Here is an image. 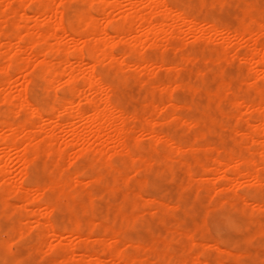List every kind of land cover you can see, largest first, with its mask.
Returning a JSON list of instances; mask_svg holds the SVG:
<instances>
[{
	"label": "rangeland",
	"instance_id": "rangeland-1",
	"mask_svg": "<svg viewBox=\"0 0 264 264\" xmlns=\"http://www.w3.org/2000/svg\"><path fill=\"white\" fill-rule=\"evenodd\" d=\"M36 1L40 2L41 0ZM59 1L60 0H53L51 2H54L53 5L56 6L55 3L59 4ZM82 1L83 0H81L80 2ZM33 2H35V0L31 1L30 3L27 2L25 6H23L24 3L22 2V6L25 9L29 10L31 4L34 5ZM88 2L89 1L84 4L86 14L88 11H90L88 13H92L93 15L95 14L94 16L97 15V17L100 19V21H98L100 28L102 26L105 27V30L108 33L110 32L111 34L114 32V28H117V30L119 29L124 33L123 43H115V45H112V50H114V54L117 53L119 55V58L123 60L124 63H130L131 65L129 64V66L127 64L128 66H126V69L124 68L125 70H122L124 72L121 73L120 70V72L116 71L112 67V65H109V62L105 61L104 64H102L99 72L100 77L103 76L102 78H104L106 76L104 82L108 84L104 85V89L93 90V92H90L91 90H89V88L85 86L86 80L82 76H79V79H76L77 81L75 80L70 83L67 81L68 77L63 74L62 70L64 69V67H61V65H66L59 64L57 62V58H54L56 56L55 52L49 53L48 55L50 57L47 55V57H49L52 62L55 63V65L53 66L54 68L52 67L48 69V67H44V69H47L46 71L43 69H38L36 65L34 66V64L37 63L36 60H34L32 64H29V66L26 68V70H30L29 72L27 71L26 74V70H23V72L21 71L22 73H24L22 74L17 70V68L15 69V67H9L8 72H10L12 75L11 82L13 84L4 87L7 88L5 90L8 91V93L9 91H12L16 94L18 88H20L21 86V82L22 84L24 82V85L27 84L28 90L26 96L29 101H31L40 109L42 116H35L32 119L29 118L26 120L23 116L22 119L18 114L16 115L14 113L12 115L9 112L7 105L4 102L1 103L3 95L7 93L6 91L4 92V88L1 89V87L0 90H2V92H0V118H10L9 120H11L14 125L16 124V122H18V120L25 121V123L29 125H27L28 128L33 129L36 134H38L37 131L39 130L37 129L39 126L46 125V128L44 129L45 131L41 130L43 132L38 134V136L40 135L38 137V140L42 141L44 134L48 132H55L58 143H61L58 144L56 142L55 147L50 153L47 151V147H44L46 143L42 142L44 145L39 144L38 149L40 150V153H38V157L31 164L27 165L26 169L23 165V162L19 159V157H17L18 153L20 152L19 149H8L0 143V155H2L3 160L6 163V170L8 172V179H6L11 180L10 178H12V180H14L17 185L22 181L21 183H23L24 186H30L31 189L34 185V187H36L37 184H45L47 183L46 181H50L51 179L63 180V177L66 176V178L70 180V183L68 181L66 183L69 185L65 184V190L67 192H64L65 194L62 196L63 198H56L58 193L53 189L47 190L45 195L42 194L46 199L42 197V195L37 196V194L36 196L38 197V202L36 201V203L33 204L32 201L28 206V210L31 205L33 207L32 212L28 211L31 214H27L28 212L22 205L23 194L21 192L23 191H15V188H10L8 184L0 183V198L3 196V194L6 193L5 197H2L3 200L2 198L0 199V264H110L111 261L101 251L103 246L106 245L114 247V251L116 250L119 252H130L131 254L139 253V255H141L142 257L145 255L147 256L145 258H149V260L151 259L153 261L152 264H264V229H261V227L264 228V182L262 183V186L261 184L259 186V182L257 181L258 178L264 180V178H260L261 176L259 175H264V167H262L261 169L259 167L262 166L260 164L261 162L259 161L264 155L260 153L261 151L262 153H264V145L261 144L262 142L258 138L254 139H258L261 143L255 141L250 137H244L242 135L244 134V132H246V130H252L255 123L258 124L259 119H264V113L262 112V110L260 111L256 109V111H252V107L247 106L252 102L254 103V100L256 101L258 99L259 94L256 93V91L258 92L257 89H264V66H257L256 63H253V60V62L250 61L249 63L243 59V55H245L246 51H248L249 42H251L253 39H250L248 41L249 38L245 37V41L248 43V46L247 43L244 42L243 36H241V39H239V33L241 29L242 32L243 30H252V28H254V31L252 30L253 37L257 38V45L259 47H262V50L264 51V0H228L226 3L218 2L219 4L215 1L207 0L206 5L204 6L200 4L198 5L196 0H167L168 6L170 5V11L185 12L184 9L188 8L187 11L189 10V14L185 12L187 13L188 17L195 18L198 22L201 23H198V27H193L191 26V24H189L193 28L188 26L190 27L188 29V27L181 21L178 22L179 24L176 23L178 24L177 26L176 24H173L172 21L168 20V24L165 27L167 32L171 31L168 29H171L173 25L174 27L175 25L177 26L174 28V30L176 31L179 29L178 32L176 31V34L174 35L175 37L173 36V38H169V40H165L168 39V37L166 38L162 35L163 38L159 40V45H156V47L152 46L143 49L145 51L141 52L143 53L141 55H144L146 59L148 58V61L151 59L150 61H152L153 63L151 62L152 65L148 66L149 69L148 67H145L144 69L140 68L138 70H134L138 67L132 66V64L135 63L134 61H137L139 58V55L136 54L140 53H136L133 55L129 54L127 44L128 41L127 43L124 42L126 40H130L131 35L128 36L126 34L128 36L127 37L125 35V31L127 33V31L130 30L131 33L136 34L137 32L146 30L145 28H147V25L144 24V27L143 25L140 26L138 24L137 26V24L135 23L124 21V19L122 20L121 15L115 12H119V10L122 8V11L120 10L122 13L120 12V14H123L126 10H128V3L126 0H120L121 8L119 10L108 7L105 15L99 13L101 12V7L99 9V12L97 11V7H99L98 4H90L89 2L88 6ZM212 3L216 4L214 5ZM35 6L36 5H34L32 8H35ZM3 8L4 6L2 7V5H0V9ZM92 9H95V11H93ZM16 15L17 16H15V18H18V14ZM108 17H113V19H115L113 20V22H109L106 21ZM155 17L153 18L154 20L157 18ZM41 18L42 17L36 18V20H38L35 22L39 23L41 21ZM69 20L70 17H64L63 24L66 28H68L69 26ZM35 22L34 20L27 22L29 29L36 26ZM43 22L41 21L40 24ZM170 22L172 26L170 25ZM180 22L182 24H180ZM259 22H261L260 25ZM1 24L3 23H0V28ZM75 24H78L79 26V23ZM52 25V22L48 24L49 27H51ZM81 25L83 26V24L80 23L79 27H81L82 29ZM48 26L44 25L42 27L44 29H49ZM196 28H199L200 30L198 29L197 31ZM24 29H26V27H24ZM136 30L137 32L134 33ZM192 32L194 33V35H192ZM141 33L143 32H140V34ZM197 34H204V41L197 40V38L200 36L198 35L197 37ZM237 34L239 35L238 37ZM63 35L66 36V34ZM61 38L60 39L62 43H60V46L62 48L63 46L65 47L67 45L70 48L69 49L66 46L65 48L67 50L65 48L63 49L66 50L64 51V53L66 52L65 54L67 55V57L71 59L72 55L70 53L75 51L74 42L76 44L79 43L80 45L81 40H79L78 42L72 40V42L69 40L71 38ZM66 39L68 41L67 43ZM223 42L229 46L228 47L225 44L228 47L227 50L229 52L228 57H226L225 59L221 58L219 55V53L222 52V49L219 48V46L221 45V43L224 44ZM252 43L253 41L250 44ZM63 49H60V51H62V56L64 54ZM81 52L83 57L87 59L89 56L88 48L82 46ZM0 54V65H7L8 59L6 58L7 55L3 46L0 47ZM213 56L216 58V60ZM217 57L220 58V62ZM49 58L48 60L51 61ZM221 59H223L222 62ZM18 60L19 62L28 61V53L25 52L23 54H20ZM160 63L164 65H160ZM84 65L85 67H87L86 64ZM173 65L177 67V70ZM85 67L83 65H76V68H78L77 70L79 71V73L78 71L77 73L81 75V72ZM249 68L255 69L256 72L253 73ZM53 70L58 74H56L55 72H50H53ZM115 71L117 73H115ZM48 73H51L52 75L55 74L56 80H54L50 84L51 88L48 87L50 90L45 86L44 90L42 81L43 78H45V75H49ZM40 74H44V77H42L43 75L40 77ZM24 75L26 76L25 78L27 80H29L32 75L37 76L35 77V80L33 82L23 79ZM14 76L15 78H17L13 79ZM250 77H252L253 79H250ZM140 78L143 79V81ZM2 79H5V77L3 78V76L0 75V82L2 81ZM152 79L156 82H154ZM222 79L226 80H223L224 82L228 84L230 83V87L229 85L227 86L226 90L228 91H224L225 93H218L216 92V88L218 85V81ZM168 80L171 81V83H169ZM179 81L180 85L182 82L184 84L182 83V86H180ZM40 82L42 83V85ZM157 82L169 83L170 87H167L165 89H159V87H157L152 91V85L155 83L158 84ZM175 83H177L176 86H173L175 85ZM69 84L71 87H75L73 85H76L75 88L79 87L78 89H80V91L78 92H80L81 95L76 94V97H79H74V100L75 104L80 105V107L82 108H85L87 110H91L93 108L86 103V97L93 96L94 98H96L102 97V95L104 97V95L106 96V93H108L111 103L113 105H116L118 108L120 107L119 109L121 111H124L123 119L126 120L124 121L125 125L130 126V128L128 127L130 133L126 139L127 143L124 152H120L119 147L112 145L113 143L110 141L108 143L105 142L106 144H103L105 149H107L105 152L110 153L106 154L105 152L101 153L100 151H96L95 148L101 147L102 145L94 143V140H92V136L87 132L86 138L81 145L82 148L85 146L89 147V142H91V147H89V149L80 148L81 145L79 142L77 143L75 141L71 130L79 126V130H82L83 128V130L85 129L86 131V120H78V118H72V121L69 123L70 125H61V123L58 122V119H60L58 117L59 113L56 114V118L54 119L56 121L52 120V122H49L45 118L46 103L54 99L57 93L59 95L57 94L56 97H69L70 92L72 91V88L70 89ZM39 85H41V87ZM171 86L173 87V89ZM33 87L35 88V90L33 89ZM170 88L172 89V91H170ZM166 89H170V92ZM48 90L52 91L49 92ZM55 91L57 92L56 94ZM14 98L15 97L12 98V103L15 101V106L14 104L13 106L17 107V99ZM236 101H239V103L237 104ZM171 105H175L174 107H176L175 112L178 117L175 119L168 118L167 108H173ZM43 108L45 109V111ZM164 110H166V112H164ZM258 111H260V113ZM8 113H10V115ZM148 120H150L152 123H146L148 122ZM44 121L47 124H45ZM156 122L157 124H155ZM148 124L156 128L154 130L159 137L150 135L147 128L148 126H151ZM2 131L3 130L0 127L1 134H3ZM3 132H5V134H7V132L9 133V131ZM164 134L168 137L164 138ZM89 135L91 137H89ZM158 138H160V140ZM169 138H173L171 139L172 144ZM18 140L20 141L22 139ZM40 141L39 143H41ZM173 141L176 145L179 144L180 148L174 147ZM72 142L74 144L72 145V147L67 149L68 154H66L67 150L64 149L65 144H71ZM192 143L194 145L191 146ZM194 146H197L198 148ZM61 147L65 150V152L63 151L65 154L63 153L59 155L58 150ZM112 147L116 148L112 149ZM193 148H196V151ZM81 150L82 152H85L80 153ZM31 152L32 151L30 149V154H33ZM133 153L139 154L134 155ZM142 153L144 155L146 154L147 157L151 156L152 164L150 166H145L143 163L137 161L136 158ZM228 153L230 154L228 155ZM98 154L100 155L98 156ZM108 155L109 158L107 160ZM225 155H227L228 157L226 156L225 158ZM242 155L245 157H242ZM212 156L214 158L217 157V160H221L222 158L221 161L229 159L230 156H237L236 158L238 159H241V157L244 159L248 156H252L254 160L258 161L257 163L259 164V166L256 161L254 163L251 162L252 164H250L249 162L245 161L246 159H244L241 164L242 166L240 165L239 167L240 169H243V167L245 166L244 170L247 171L249 170V168H252V171L250 170L249 172L253 173L254 175H257L256 173H258V177H251L253 178V180L250 178V176H245V178L243 177L244 175L239 176L237 175V172L233 170V168H230V171L233 170V172H227V174L228 176L231 175V179L228 180L229 183H225L226 185L223 184V186H221L222 176L220 174L224 171V169H222L224 168V165L222 166L220 160L219 162H216V160H214ZM64 160L66 161V166H64L65 163L63 164ZM57 161L60 163L58 164ZM196 161L198 163L205 162V169L208 167H213L214 172L212 173V168L211 170L210 168L202 170L203 168L198 163H196ZM55 163H57V166ZM246 163L249 164L246 165ZM255 163L257 165H255ZM213 164H216L215 167ZM59 167H65L64 171L60 172L63 169H60ZM135 167L137 170H135ZM118 169H120L121 176H118ZM217 169L221 172L218 171L217 173H215V170ZM258 169L260 172L258 171ZM24 170L27 172H25ZM209 170L211 171L210 173ZM255 170H257L256 173ZM74 171H77V173H75ZM97 173L101 175L103 174L102 177L98 179ZM234 174L236 176H234ZM74 176L79 179V181H75L76 178ZM247 177L249 179H247ZM115 181L118 184L117 187ZM231 183L233 185V188L236 187L234 189L237 191L236 193H238V196L234 198L233 205H231L229 202V199L231 198L230 196L233 195V190H231ZM226 186H229L230 189H227ZM8 187L9 190L12 189L11 191L13 192H10L8 190ZM32 193L33 196L34 194H36L33 191ZM239 194L244 195V197L242 195L239 196ZM4 198L5 201H8L9 204L7 202L3 203ZM42 198H44L46 201L44 207L47 205H51L50 207H53L52 204L55 205L50 209L51 211L49 210V206L46 207L49 210L48 212H46V208L43 209L42 207V209H39L45 202L44 199L42 200ZM49 200L52 204L47 203ZM257 202L258 204H255ZM37 203L41 206H37ZM73 203L75 205V208L74 206L72 208L70 207L71 205H73ZM144 203H146L148 206L144 205ZM226 203L227 205H225ZM260 203H263L262 207L259 206L261 205ZM141 204H143V206ZM33 205L39 207L37 208L38 212L37 210L36 212H33L35 208ZM15 206H17V209L13 208ZM44 210L46 214L48 213V216L44 213ZM76 211L78 214H80L79 217L85 215V218L88 217V223L86 224L89 227L93 226V224H90V222L95 223L92 219H94L97 224L100 221L98 226H93L92 229L90 228V231L94 229L95 231H92V234L90 235V238L88 240L93 247L99 249V254L97 253V255L100 256L99 258L101 259L97 258V260L96 257H94L90 258V261L89 258L84 256V250L82 248L80 249L78 245H76L78 246L77 248L75 246V244H78V240L81 242V240L78 238L79 235L76 233L74 234V232L70 233V231H64V228L67 226L69 220L74 218L76 215L78 217ZM24 213H26V215ZM121 213H125L128 217L123 218ZM72 214H74L75 216ZM136 214L137 216H135V218H132L133 215ZM49 220H51L52 225L49 224ZM48 224L53 226V228L55 229L53 230ZM86 224H83L82 234H85L89 231V227H87ZM106 224H109L116 231L118 228L122 229V231L119 229V231L121 232L117 233L112 229L114 231V233L112 234L113 236L109 237L111 235V232L109 233V236L107 235V233L105 234L106 230L103 226ZM87 229L88 231H85ZM110 238L111 240H108ZM152 239H156V241L153 240V243H155L157 247L156 251H154L150 247H147L152 244ZM89 241H87L86 239L85 244L82 243V246L84 247V245L90 244ZM137 242L144 244L145 249L142 248L143 252H141L142 249L137 251L136 248H134V245H132ZM212 242H214L215 244ZM73 245L75 246V248ZM166 246L168 249L167 255H169V257L166 255L165 258L167 260L165 258L164 260H162L160 255H157L160 254L158 251L162 249L158 248H164ZM217 247H219L221 250L218 251ZM146 248H150L151 251L147 250ZM223 250L225 252H223ZM231 251H234V253H232ZM151 253L153 255H151ZM183 259L185 260V262Z\"/></svg>",
	"mask_w": 264,
	"mask_h": 264
},
{
	"label": "bare ground",
	"instance_id": "bare-ground-1",
	"mask_svg": "<svg viewBox=\"0 0 264 264\" xmlns=\"http://www.w3.org/2000/svg\"><path fill=\"white\" fill-rule=\"evenodd\" d=\"M31 1H34V0H0V5H2V7L4 6V8L3 9H0V23H3V24H1V28H0V47H4L5 48V53H6V55H7V57L6 56H4V57H6L8 60V63L7 62H5V63H7V65L6 64H3L2 66L0 65V75L1 76H3V78L5 77V79H2V81L0 82V88L1 89H3L4 87H6L7 85H12L13 83L11 82V80H12V75H11V73L10 72H8V69H9V67H15V69L17 68V70L18 71H20V73H22L23 72V70L25 71L26 70V68L29 66V64H32V62L34 61V60H36V64H34V66L36 65V67L38 68V69H43V70H47V69H44V67H48V69L49 68H52L54 65H55V63L54 62H52V60L49 58L50 56L48 55L49 53H52V52H55L56 53V56L54 57V58H57V62L59 63V64H63V65H66V66H62L61 65V67H64V69H62L63 70V74H65L68 78V82L70 83V82H73V81H75L79 76H82L85 80H86V82H85V86L86 87H88L89 88V90H91L90 92H93V90H97V89H104V85L106 84V82H104V79H105V77L104 78H102V77H100V72H99V70H100V68L102 67V64H104V62L106 61V62H109L110 64L109 65H112V67L116 70V71H121V73L122 72H124V71H122V70H125L126 68V66H128L129 64L128 63H124V61L123 60H121L120 58H119V55L117 54H114V50H112V45H115V43H120L121 44V42L123 43V37H124V33L122 32V31H120L119 29L117 30V28L115 29L114 28V32L111 34L110 32L108 33L106 30H105V27H103L102 25V27L100 28V25H99V22L98 21H100V19L97 17V15L96 16H94L92 13H88V12H90V11H88L87 12V14H86V11H85V7H84V4L87 2V1H89L90 2V4L91 3H94V4H98V6L99 7H97V6H95V7H97V11L99 12V9H100V7H101V12H99V13H101L102 15H105L106 14V11H107V9H108V7L109 8H112V9H120L121 8V2H120V0H83L82 2H80L81 0H60L59 1V4H56L55 3V5L56 6H54L53 5V3L51 2V1H53V0H41L40 2L38 1H36L35 0V2H33V4L34 5H36L35 6V8H32L34 5H32L31 4V7H29V10H27V9H25L23 6H25V4H27V2H31ZM125 1V0H124ZM127 1V6H128V10H126L123 14H120V12L122 11V8L119 10V12L118 11H115V12H117V13H119V15H121V17H122V20L124 19V21H128V22H132V23H135V24H137V26H138V24L141 26V25H143L144 26V24H146L147 25V28H145L146 30H142V31H140V32H143V33H141L140 34V32H137V30L134 32V33H136V34H133V33H131V31L130 30H128L127 31V33H126V31H125V35L127 34L128 36H130L131 35V39L130 40H124L125 42L124 43H127V41H128V51H129V54H136V53H140V54H136V55H139L138 57V60L137 61H134L135 63H133L132 64V66H137L138 68H136V69H134V70H138V69H140V68H145V67H148L149 65H152V61H148V58L146 59L145 57H144V55H141V54H143V53H141V52H143V51H145V50H143V49H145L146 47H152V46H155L156 47V45H159L160 44V39L161 38H163V36H165L166 38L168 37V39H165V40H169V38H173V36L176 34V31L178 32V30H174V28L175 27H177L178 26V22L179 21H181L183 24H185L187 27L188 26H190L189 24H191V26H196V27H198L199 25H198V23H201V22H198L197 21V19H195V18H190V17H188V15H187V13L189 12V10L187 11V9L185 8L184 10H185V12H187V13H185V12H175V11H170V9H169V6H168V4H167V0H126ZM192 1V0H191ZM197 1V3H198V5L200 4V5H202V6H204V5H206V3H207V0H196ZM212 1H215V2H219V3H226L228 0H212ZM22 2L24 3V5L22 6ZM26 2V3H25ZM89 2H88V6H89ZM173 2V1H172ZM178 3V2H177ZM185 3V2H184ZM218 3V4H219ZM125 4H126V2H125ZM124 4V5H125ZM212 4H216V3H212ZM242 4V3H241ZM187 5V4H186ZM245 5V4H244ZM31 8V9H30ZM39 8V9H38ZM141 8H146V9H141ZM191 8V7H190ZM93 11H95V9H92ZM111 10V9H110ZM97 12V13H98ZM122 13V12H121ZM201 13V12H200ZM16 14H18V18H15V16H17ZM89 14V15H88ZM100 14V15H101ZM189 14V13H188ZM247 14V13H246ZM118 15V16H119ZM65 16H68V17H70V20H69V26H68V28H66L65 26H64V24H63V21H64V17ZM157 18H156V17ZM38 17H42L43 18V20H42V18H41V21L43 22V23H41L40 24V22L38 23V22H35V21H37L36 20V18H38ZM102 17V16H101ZM100 17V18H101ZM156 18L155 20L153 19V18ZM35 18V19H34ZM196 18H197V15H196ZM246 18V17H245ZM249 18V17H248ZM253 18V17H252ZM102 19V18H101ZM104 19V18H103ZM115 19V18H114ZM113 17L112 18H110V17H108L107 19H106V21H109V22H113ZM34 20V22L36 23L35 25L36 26H34V27H31V29H29V26H28V24H27V22L28 21H33ZM105 20V19H104ZM168 20L169 21H172L173 22V24H176V23H178V24H176L175 25V27H174V25H173V27H171V29H168V30H171L170 32H169V34H168V32H167V30H166V25L168 24L167 22H168ZM246 20H248V19H246ZM252 20V19H251ZM255 20V19H254ZM253 20V21H254ZM12 21H15V22H12ZM120 21V20H119ZM155 21V22H154ZM201 21V20H200ZM250 21V20H249ZM259 21V20H258ZM53 23V25L51 26V27H49L48 26V24L49 23ZM72 22H74V23H72ZM121 22V21H120ZM180 22V24H182ZM15 25H14V24ZM75 23H79V26H80V23H82L83 24V26H82V29H81V27H79L78 26V24H75ZM246 23V22H245ZM260 23L261 22H259V25H260ZM74 26H73V25ZM44 26V25H47L48 27H49V29H44L42 26ZM75 25H77V26H75ZM134 25V24H133ZM170 25H171V22H170ZM201 25V24H200ZM213 25V24H212ZM114 26V25H113ZM132 26V25H131ZM136 26V27H137ZM172 26V25H171ZM190 26V27H191ZM263 26V25H262ZM24 27H26V29H24ZM111 27V26H110ZM120 27V26H119ZM135 27V28H136ZM145 27V26H144ZM190 27H188V29L190 28ZM193 27H191V28H193ZM202 27V26H201ZM217 28V27H216ZM215 28V29H216ZM247 28H249V27H247ZM112 29V28H111ZM138 29V28H137ZM199 29V28H198ZM198 29L196 28V30L198 31ZM209 29H210V27H209ZM214 29V30H215ZM254 28H252V30H253ZM191 30V29H190ZM200 30V29H199ZM203 30H205V29H203ZM228 30V29H227ZM240 30V29H239ZM242 30V29H241ZM241 30H240V38L239 39H241V36H243L244 37V42H246L245 41V37L246 38H249L248 39V41L251 39H253L252 41H253V43L252 44H250L251 42H249V46H248V43H247V46H248V51H246V54L245 55H243V54H241V55H243V59L246 61V62H249L250 63V61H252L254 64L256 63V65L258 66V65H263L264 66V51L262 50V47H259L258 45H257V42H256V37H253V31L252 30H248V29H246V30H243L242 32H241ZM264 30V29H263ZM263 30H261V31H263ZM130 31V32H129ZM217 31H218V29H217ZM223 31V30H222ZM238 31V30H237ZM129 32V33H128ZM187 32H188V30H187ZM205 32V31H204ZM215 32V31H214ZM228 32V31H227ZM236 32V31H235ZM138 33H139V35H138ZM193 33V32H192ZM202 33V32H201ZM206 33V32H205ZM238 33V32H237ZM263 33V32H262ZM63 34H66V36L65 35H63ZM165 34V35H164ZM210 34V33H209ZM215 34H217V33H215ZM236 34V33H235ZM63 35V36H62ZM126 35V36H127ZM163 35V36H162ZM167 35V36H166ZM192 35H194V33L192 34ZM198 35H200V34H197L196 36L198 37ZM202 35V34H201ZM199 36L198 38H197V40H203V39H205V36ZM207 35V34H206ZM214 35V34H213ZM218 35H220V34H218ZM217 35V36H218ZM222 35V34H221ZM225 35V34H224ZM234 35V34H233ZM127 36V37H128ZM162 36V37H161ZM189 36V35H188ZM211 36V35H210ZM226 36V35H225ZM239 35L237 34V37H238ZM61 37H68V38H71V39H69L70 41H76V42H78L79 40H81L80 42H81V44H82V46H85V48L87 47L88 48V50H89V56H88V58L87 59H85L84 57H83V55H82V52H81V48H82V46H81V44L79 45V43H75L74 42V46H75V51L74 52H72V53H70L71 55H72V58L70 59V58H68L67 57V55L64 53V51H66L67 49L65 48L67 45H66V43L68 42L67 41V39H66V43H65V47L63 46L62 48H61V46H60V43H62L61 42V39H63V38H61ZM164 37V38H165ZM175 37V36H174ZM222 37V36H221ZM220 37V38H221ZM61 38V39H60ZM130 38V37H129ZM128 38V39H129ZM214 38V37H213ZM212 38V39H213ZM223 38V37H222ZM226 38V37H225ZM224 39V38H223ZM228 39V38H227ZM230 39V38H229ZM90 40H92V41H90ZM163 40V39H162ZM195 40H196V38H195ZM206 40H208V39H206ZM221 40V39H220ZM64 41H65V39H64ZM72 41V42H73ZM204 41V40H203ZM214 41V40H213ZM224 41V40H223ZM226 41V40H225ZM229 41V40H228ZM259 41V40H258ZM243 42V41H242ZM197 43V42H196ZM224 43V42H223ZM238 43V42H237ZM226 43H224V44H222L221 43V45H222V47H221V45L219 46V48H221V49H219V50H221L222 52H218L219 53V55H220V57L221 58H223V59H225L226 57H228V47L225 45ZM245 44V43H244ZM243 44V45H244ZM232 45V44H231ZM231 45H230V47H231ZM72 46V45H71ZM81 46V47H80ZM204 46V45H203ZM68 47V46H67ZM63 48H65V49H63ZM69 48V47H68ZM74 48V47H73ZM60 49H63V56H62V54H61V52L62 51H60ZM70 49V48H69ZM218 49V48H217ZM233 49V48H232ZM174 50V49H173ZM235 50V49H234ZM230 51H231V49H230ZM25 52H27L28 53V61H25V62H19V56H20V54H23V53H25ZM117 52V51H116ZM235 52V51H234ZM47 55L49 56V57H47ZM51 55V54H50ZM66 55V56H65ZM231 55V54H230ZM230 55H229V57H230ZM234 55V54H233ZM0 56H1V54H0ZM65 56V57H64ZM121 56V55H120ZM235 56V55H234ZM47 57V58H46ZM189 57V56H188ZM214 57V56H213ZM212 57V58H213ZM239 57V56H238ZM48 58L51 60V61H49L48 60ZM190 58V57H189ZM193 58V57H192ZM214 59L216 60V58L214 57ZM217 59H219V62H220V58L219 57H217ZM223 59H221V62H222V60ZM228 59V58H227ZM226 59V60H227ZM73 60V61H72ZM176 60V59H175ZM183 60V59H182ZM53 61H54V59H53ZM72 61V62H71ZM173 61V60H172ZM187 61V60H186ZM131 62H133V61H131ZM152 62V63H151ZM209 62V61H208ZM215 62V61H214ZM217 62H218V60H217ZM227 62V61H226ZM71 63V64H70ZM151 63V64H150ZM170 63V62H169ZM68 64H70V65H68ZM84 64H86V66L87 67H85V65ZM126 64V65H125ZM128 64V65H127ZM5 65V66H4ZM68 65V66H67ZM76 65H83L85 68L82 70V72H81V75L80 74H78L79 73V71L77 70L78 68H76ZM106 65V64H105ZM131 65V64H130ZM129 65V66H130ZM160 65H164V64H161L160 63ZM171 65V64H170ZM247 65H248V63H247ZM252 65V64H251ZM255 65V66H256ZM31 66V65H30ZM104 66V65H103ZM173 66H175V65H173ZM172 66V67H173ZM217 66V65H216ZM254 66V65H253ZM33 67V66H32ZM134 67V68H135ZM171 67V68H172ZM221 67V66H220ZM262 67V66H261ZM260 67V68H261ZM31 68V67H30ZM54 68V67H53ZM125 68V69H124ZM130 68V67H129ZM133 68V67H132ZM176 70H177V67L175 66L174 67ZM255 68H257V67H255ZM148 69H149V67H148ZM166 69V68H165ZM250 69V68H249ZM16 70V71H17ZM61 70V69H60ZM102 70V69H101ZM250 70H252V72L254 73V72H256V70L255 69H250ZM22 71V72H21ZM28 70H26L25 71V74H26V72H27ZM30 71V70H29ZM28 71V72H29ZM44 71V72H45ZM77 71H78V73H77ZM115 71V73H117ZM119 71V72H120ZM145 71V70H144ZM149 71V70H148ZM41 72V71H40ZM43 72V71H42ZM49 72V71H48ZM51 73H54L55 71L53 70V72L52 71H50ZM136 72V71H135ZM140 72V71H139ZM142 72V71H141ZM147 72V71H146ZM10 73V74H9ZM19 73V74H20ZM51 73H48L49 75H45V78H43V87L45 86V87H47V89H49L48 87H50L51 88V86H50V84L54 81V80H56L55 79V74L54 75H52ZM56 74H58L57 72H55ZM105 73V72H104ZM137 73H138V71H137ZM149 73V72H148ZM258 73V72H257ZM19 74H18V76H19ZM22 74H24V73H22ZM45 74V73H44ZM44 74H40V77L42 76V77H44ZM136 74V73H135ZM191 74V73H190ZM242 74V73H241ZM140 75V74H139ZM150 75V74H149ZM256 75V74H255ZM255 75H253V76H255ZM37 76V75H36ZM36 76H31V78L29 79V80H27L25 77V75L23 76V79H26L27 81H33L34 82V80H35V77ZM118 76V75H117ZM152 76V75H151ZM247 76V75H246ZM7 77V78H6ZM58 77V76H57ZM141 77V76H140ZM17 78V77H16ZM15 78V76H14V78L13 79H16ZM132 78V77H131ZM172 78V77H171ZM252 77H250V79H251ZM256 78V77H255ZM18 79H19V77H18ZM62 79V78H61ZM79 79V78H78ZM141 79V78H140ZM169 79V78H168ZM253 79V78H252ZM63 80H64V77H63ZM142 81H143V79H141ZM153 80V79H152ZM171 80V79H170ZM224 79H222V80H220V81H218V85H217V88H216V92H218V93H220V92H224V91H228V90H226L227 89V86L230 84H228V83H226V82H224V81H226V80H224ZM242 80V79H241ZM249 80V79H248ZM16 81V80H15ZM22 81V80H21ZM37 81V80H36ZM66 81V82H67ZM77 81V80H76ZM105 81H108V80H105ZM154 81V80H153ZM169 81V80H168ZM172 81V80H171ZM171 81H169V83H171ZM174 81V80H173ZM60 82V81H59ZM64 82V81H63ZM154 82H156V81H154ZM176 82V81H175ZM229 82V81H228ZM254 82V81H253ZM16 83V82H15ZM25 83H26V81H25ZM41 83V82H40ZM58 83V82H57ZM158 83V82H157ZM169 83H162V82H159L158 84H153L152 85V87H151V89H152V91L153 90H155L157 87H159V89H165V88H167V87H170V84ZM177 83H178V81H177ZM177 83H175V85H173V86H176V84ZM183 83V82H182ZM182 83H181V85H180V81H179V85L180 86H182ZM21 84V86H20V88H18V90H17V92H16V94L14 93V92H10L9 91V93H8V91H6L5 89H7V88H4L3 89V91L5 92H7V93H5L4 95H3V97H2V100H1V103L2 102H4L6 105H7V107H8V110H9V112L13 115L14 113L17 115H20L21 116V118H22V116L27 120V119H32L33 117H35V116H42V113H41V111H40V109L37 107V106H35L31 101H29L28 100V98H27V90H28V85L26 84V85H24V82H23V84H22V82L20 83ZM60 84V83H59ZM108 84V83H107ZM106 84V85H107ZM142 84V83H141ZM172 84H174V83H172ZM171 84V85H172ZM184 84V83H183ZM41 85H42V83H41ZM41 85H39L40 87H41ZM34 86V85H33ZM38 86V85H37ZM54 86V85H53ZM69 86H70V84H69ZM73 86H75L76 87V85H73ZM178 86V85H177ZM257 86V85H256ZM45 87H44V90H45ZM75 87H71L70 86V89L72 88V91L70 92V95H69V97H56L57 96V92L55 91V94H56V96H55V98L54 97H52V98H54V99H52L50 102H47L46 103V112H45V118L49 121V122H52V120H54L55 118H56V114L57 113H59L58 114V117L60 118V119H58V122L59 123H61V125L62 124H69L72 120V118H78V120L79 119H83V120H86V131H85V129L83 130V128H82V130L80 129L79 130V126L78 127H75V128H73L71 131H72V134H73V136H74V139H75V141L78 143H80V145L82 144V142L85 140V138H86V134L88 133V134H90L91 136H92V140H94V143H98V145L100 144V145H102L101 147H98V148H95V150L96 151H100L101 153H103V152H105L107 149H105V147H104V145L103 144H106L105 142H112L113 144L112 145H115V146H117V147H119V150H120V152H124L125 151V149H126V139H127V137H128V135H129V128H130V126H126L125 125V122L124 121H126V120H124L123 119V112L124 111H121L116 105H113L112 103H111V101H110V98H109V94L108 93H106V96L104 95V97H103V95H102V97H96V98H94L93 96L91 97V96H89V97H86V103L89 105V106H91V107H93L91 110H87V109H85V108H82V107H80V105H76L75 104V100H74V97H76V94L77 95H81V93L80 92H78V91H80V89H78V88H75ZM82 87V86H81ZM108 87V86H107ZM110 87H111V85H110ZM109 87V88H110ZM172 87V86H171ZM229 87H230V85H229ZM54 88V87H53ZM74 88V89H73ZM108 88V89H109ZM256 88V87H255ZM259 88V87H258ZM33 89L35 90V88L33 87ZM112 89V88H111ZM171 89V88H170ZM170 89H166V90H170ZM172 89H173V87H172ZM172 89L170 90V91H172ZM8 90H10V89H8ZM50 90V89H49ZM48 90V91H49ZM114 90V89H113ZM258 90V92L256 91V93H258L259 94V97H258V99L255 101L254 100V103L252 104H249V105H247V106H250V107H252V111L253 110H255L256 111V109H258V110H262V112L264 113V89H261V88H259V89H257ZM52 91V90H51ZM51 91H49V92H51ZM168 91H167V93H168ZM169 91V92H170ZM0 92H2V90H0ZM3 92V93H4ZM32 92V91H31ZM81 92H82V90H81ZM13 93V94H12ZM30 93V92H29ZM78 93H80V94H78ZM86 93V92H85ZM110 93V92H109ZM118 93V92H117ZM215 93V92H214ZM225 93V92H224ZM55 94H53V95H55ZM119 94V93H118ZM171 94V93H170ZM59 95V94H58ZM166 95H168V94H166ZM221 95H223V94H221ZM240 95V94H239ZM242 95V94H241ZM1 96V95H0ZM51 96V95H50ZM63 96V95H62ZM83 96V95H82ZM13 97H15L14 99H17V102H16V106L17 107H14L15 106V104H14V102L12 103V98ZM77 97H79V96H77ZM76 97V98H77ZM170 97V96H169ZM242 97V96H241ZM51 98V97H50ZM246 99H248V98H246ZM37 101H39V100H37ZM77 101V100H76ZM242 101V100H241ZM80 102V101H79ZM78 103V102H77ZM164 103V102H163ZM165 103H167V102H165ZM170 103H172V102H170ZM236 103L238 104L239 103V101H236ZM13 104H14V106H13ZM152 104H153V102H152ZM34 105V106H33ZM243 105H244V103H243ZM159 106V105H158ZM163 106V105H162ZM162 106H161V108H162ZM173 108H167L168 109V111H167V113H168V118L169 119H175V118H177L178 116L176 115V112H175V108L176 107H174L173 105H171ZM181 106V105H180ZM160 107V106H159ZM249 107V108H250ZM152 108V107H151ZM150 108V109H151ZM44 109V108H43ZM156 109H157V107H156ZM165 109H166V107H165ZM44 111H45V109H44ZM160 111H161V109H160ZM254 111V112H255ZM260 111H258L259 113H260ZM164 112H166V110H164ZM10 113H8L9 115H10ZM166 113V114H167ZM15 115V116H16ZM151 115V114H150ZM154 115V114H153ZM152 115V116H153ZM260 116V115H259ZM11 117V116H10ZM44 117V116H43ZM132 117H134V116H132ZM263 117H264V115H263ZM152 118V117H151ZM165 118V117H164ZM262 118V117H261ZM10 119V118H9ZM8 118H0V127H1V129L3 130V131H9V133L7 132V134H5V132H3L2 131V133L3 134H1L0 133V143L2 144V145H4V147L5 148H8V149H14V150H16V149H19L20 150V152L18 153V156L17 157H19V159L23 162V165H24V167H25V169H26V166L27 165H29V164H31L33 161H35L36 160V158L38 157L37 155H38V153H40L39 151V144H43V143H46L45 145H44V147L47 149V151L50 153V152H52V150H53V148L55 147V145H56V142L58 143V141H57V138H56V133L55 132H48V133H46V134H44V136H43V139H42V137H41V139H42V141H40V140H38L39 138V136H38V134L39 133H41V132H43V131H45L44 129L46 128L45 126H39L38 127V129L37 130H39V131H37L38 132V134H36L35 133V131L33 130V129H30V128H28V124H26L25 123V121H19L18 120V122H16V124L14 125L13 124V122L11 121V120H9ZM23 119V118H22ZM35 119V118H34ZM128 119V118H127ZM153 119V118H152ZM152 119H151V121H152ZM80 120V121H81ZM181 120V119H180ZM184 120V119H183ZM47 121V122H48ZM54 121H56V120H54ZM75 121V120H74ZM150 120H148V122H146V123H152ZM194 121V120H193ZM28 122V121H27ZM45 122V121H44ZM48 122V123H49ZM84 122V121H83ZM83 122H80V123H83ZM186 122V121H185ZM256 122V121H255ZM36 123V122H35ZM42 123V122H41ZM85 123V122H84ZM163 123V122H162ZM177 123V122H176ZM193 123V122H192ZM45 124H47L46 122H45ZM74 124V123H73ZM79 124V123H78ZM155 124H157V122L155 123ZM248 124V123H247ZM28 125V126H27ZM36 125V124H35ZM41 125V124H40ZM43 125V124H42ZM50 125V124H49ZM60 125V124H59ZM70 125V124H69ZM76 125V124H75ZM148 125H150V124H148ZM153 125V124H152ZM179 125H181V124H179ZM77 126V125H76ZM151 126V125H150ZM129 127V128H128ZM197 127V126H196ZM50 128V127H49ZM71 128V127H70ZM78 128V129H77ZM85 128V127H84ZM149 128V129H148ZM148 128H147V130H148V132L150 133V135L151 136H156V137H159L158 135H157V133H156V131L154 130V129H156L155 127H153V126H151V127H149L148 126ZM242 128V127H241ZM41 130H43V131H41ZM244 130V129H243ZM85 131V132H84ZM165 131V130H164ZM236 131V130H235ZM87 132V133H86ZM196 132V131H195ZM159 133H161V132H159ZM158 133V134H159ZM163 133V132H162ZM89 135V137H91ZM162 135V134H161ZM244 137L246 136V137H250V138H252V139H254V138H258L257 140H255V141H258V142H260L261 144H263L264 145V119H259V122H258V124H256L255 123V125L253 126V129L252 130H250V131H248V130H246V132H244V134H242ZM19 136H20V138H19ZM72 136V135H71ZM202 136V135H201ZM224 136V135H223ZM22 137V138H21ZM87 137H88V135H87ZM105 137H107V138H105ZM164 138H167L168 136L166 135L165 136V134H164V136H163ZM18 139H22V140H18ZM91 139V138H90ZM159 140H160V138H158ZM157 139V140H158ZM170 139V138H169ZM171 139H173V138H171ZM170 139V141H171V144H172V140ZM251 139V140H252ZM38 140V141H37ZM87 140H88V138H87ZM162 140V139H161ZM194 140V139H193ZM253 140V141H254ZM39 141L41 142V143H39ZM45 141V142H44ZM169 141V140H168ZM167 141V142H168ZM169 141V142H170ZM178 141V140H177ZM37 142H38V144H37ZM43 142V143H42ZM73 142H74V140H73ZM69 143V144H65V148L64 149H68V148H70V147H72V145L74 144V143ZM75 142V143H76ZM87 142V141H86ZM174 142V141H173ZM193 142V141H192ZM61 143V142H60ZM60 143H58V144H60ZM90 143V146L89 147H91V142H89ZM198 143V142H197ZM200 143V142H199ZM88 144V143H87ZM40 145V146H41ZM192 145H194L193 143L191 144V146ZM200 145V144H199ZM97 146V145H96ZM95 146V147H96ZM106 146V145H105ZM172 146V145H171ZM173 146L174 147H176V148H180V146H179V144L178 145H176L175 144V142L173 143ZM183 146V145H182ZM190 146V147H191ZM201 146V145H200ZM210 146V145H209ZM58 147V146H57ZM64 147V146H63ZM89 147H83L82 148V145H81V147L80 148H82V149H89ZM93 147V146H92ZM194 147H197V146H194ZM59 148V147H58ZM58 148H57V150H58ZM114 148H116V147H114ZM113 147H112V149H114ZM198 148V147H197ZM210 148V147H209ZM30 149H31V153H33V154H30ZM40 149H41V147H40ZM64 149H62V147L58 150L59 152V155H61V154H63L64 152H65V150ZM91 149V148H90ZM94 149V148H93ZM172 149V148H171ZM191 149V148H190ZM194 149V148H193ZM196 149V148H195ZM194 149V150H195ZM200 149V148H199ZM245 149V148H244ZM55 150V149H54ZM94 150V151H95ZM118 150V149H117ZM179 150V149H178ZM185 150V149H184ZM218 150V149H217ZM216 150V151H217ZM236 150V149H235ZM18 151V150H17ZM35 151V152H34ZM56 151V150H55ZM64 151V152H63ZM110 151V150H109ZM116 151V150H115ZM196 151V150H195ZM214 151V150H213ZM16 152V151H15ZM57 152V151H56ZM67 153L66 154H68V150L66 151ZM82 152V150L80 151V153ZM83 152H85V151H83ZM82 152V153H83ZM111 152H114V151H111ZM118 152V151H117ZM135 152H136V150H135ZM178 152V151H177ZM184 152V151H183ZM247 152V151H246ZM260 152V151H259ZM106 153V152H105ZM107 153H110V152H107ZM106 153V154H107ZM172 153V152H171ZM170 153V154H171ZM261 154H264V153H262V151L260 152ZM65 154V153H64ZM134 155H136L135 153H133ZM139 154V153H138ZM137 154V155H138ZM230 153H228V155H229ZM260 154V155H261ZM40 155V154H39ZM100 154H98V156H99ZM104 155V154H103ZM142 155V156H141ZM140 156H138L136 159H137V161L138 162H140V163H143L145 166H150L151 164H152V158H151V156L150 157H147V155L145 154H141ZM144 155V156H143ZM233 155V154H232ZM259 155V156H260ZM47 156V155H46ZM58 156V155H57ZM64 156V155H63ZM62 156V157H63ZM67 156V155H66ZM106 156V155H105ZM226 156L227 155H225V158H226ZM97 157V156H96ZM133 157H135V156H133ZM133 157H132V159H133ZM211 157V156H210ZM209 157V158H210ZM228 157V156H227ZM237 157V156H236ZM236 157H233V156H230V158L229 159H227V160H224V161H221L222 160V158H221V164H222V166L224 165V168H222V169H224V171L223 172H225V173H223V172H221L220 170H215V173H217L218 171H220L221 172V176H222V185L221 186H223V184H225V183H229L228 182V180H230L231 179V175L230 176H228V174H227V172H233V170H235V172H237V175H244L243 177H245V176H250V178L251 177H255V178H257L258 177V173H256L257 172V170H255V173L257 174V175H254L253 173H251V172H249L252 168H249V170L247 171V170H244L245 169V166L243 167V169H240V165L242 164V161H244V159H246L245 161L246 162H249L250 164H252V163H254L256 160H254L253 159V157L252 156H248L247 158H242V157H245V156H243L242 155V157H241V159L239 158H236ZM239 157V156H238ZM262 157V156H261ZM108 158H109V155H108V157H107V160H108ZM212 158H214L213 156H212ZM217 157H215L214 158V160H216V162L218 161L219 162V160H217L216 159ZM223 158H224V156H223ZM57 159V158H56ZM61 159H63V158H61ZM66 159V158H65ZM97 159V158H96ZM173 159V158H172ZM214 160H213V162H214ZM65 161V160H64ZM63 161V164L65 163V165L64 166H66V161L64 162ZM201 161V160H200ZM58 162V161H57ZM95 162V161H94ZM102 162V161H101ZM215 162V163H216ZM252 162V163H251ZM258 161H256V163H257ZM259 162H261L260 164L262 165V166H259V164H258V166L260 167V169L262 168V167H264V155H263V157H262V159L259 161ZM60 162H58V164H59ZM104 163V162H103ZM196 163H198L197 161H196ZM204 163L205 162H199L198 164L203 168H200V169H202V170H204L205 169V166L206 165H204ZM245 163V162H244ZM249 163H246V165H248ZM255 163V165H257ZM35 164V163H34ZM56 164V166H57V163H55ZM54 164V165H55ZM62 164V165H63ZM136 164H138V163H136ZM207 164V163H206ZM219 164V163H218ZM220 164V165H221ZM49 165V164H48ZM53 165V166H54ZM130 165V164H129ZM214 165V167H215V165L216 164H213ZM52 166V167H53ZM60 166V165H59ZM137 166V165H136ZM141 166V165H140ZM242 166V165H241ZM253 166V165H252ZM31 167V166H30ZM62 167V166H61ZM208 167V166H207ZM250 167V166H249ZM60 168V167H59ZM58 168V169H59ZM64 168L65 167H63V168H60V169H63V170H61L60 172H62V171H64ZM195 168V167H194ZM210 168V170H211V168L213 169V170H211L212 171V173L214 172V168L213 167H208V168H206V169H209ZM230 168H233V170H231L230 171ZM242 168V167H241ZM57 169V170H58ZM134 169V168H133ZM205 169V170H206ZM220 169V168H219ZM248 169V168H247ZM255 169H256V167H255ZM264 169V168H263ZM119 170V175L118 176H121V172H120V169H118ZM135 170H137L136 169V167H135ZM188 170H190V169H188ZM191 170H192V168H191ZM201 170V171H202ZM209 170V173L211 172ZM25 171V170H24ZM86 171V170H85ZM208 171V170H207ZM252 171V170H251ZM254 171V170H253ZM258 171H259V169H258ZM263 171V170H262ZM25 172H27V171H25ZM59 172V173H60ZM75 173H77V171H74ZM79 172V171H78ZM116 172V171H115ZM190 172V171H189ZM195 172V171H194ZM219 172V173H220ZM260 172V171H259ZM7 170H6V163H5V161L3 160V157H2V155H0V183H5V184H8L9 185V187L10 188H12V189H14L15 188V191L16 190H19V191H23V192H21L23 195V198H22V200H23V207L25 208V210L28 212V211H30V212H32V209H33V207H32V205H31V207L29 208V210H28V206H29V204L32 202L33 204H35L36 203V201L38 202V197L37 196H40V195H45V193L47 192V190H49V189H53V190H55L58 194H57V197L56 198H58V199H60L65 193L64 192H67L66 190H65V184H67L66 182H68L69 181V183H70V180L69 179H67L66 177H63V180L61 179V180H54V179H51L50 181H46L47 183H45V184H41V185H39V184H37V186L36 187H34V186H32L33 188L31 189L30 188V186L29 187H27V186H24V184L23 183H19L18 185L14 182V180H12V178H10L11 180H7L8 178V176H7ZM64 173V172H63ZM75 173H73V174H75ZM85 173V172H84ZM117 173V172H116ZM208 173V172H207ZM214 173V174H215ZM26 174V173H25ZM98 174V173H97ZM236 174V173H235ZM234 174V176H236ZM264 174V173H263ZM103 175V174H102ZM102 175L101 174H98V176H97V178L99 179V178H101L102 177ZM260 176V178H264V175L262 176L261 174H259ZM211 176V175H210ZM56 177V176H55ZM70 177V176H69ZM68 177V178H69ZM75 177V176H74ZM220 177V176H219ZM7 178V179H6ZM57 178V177H56ZM55 178V179H56ZM64 178H66V179H64ZM76 178V177H75ZM74 178V179H75ZM207 178V177H206ZM233 178V177H232ZM236 178V177H235ZM246 178V177H245ZM254 178V179H255ZM237 179V178H236ZM247 179H249L248 177H247ZM252 180H253V178H251ZM79 181V179H77L76 178V180L75 181ZM209 180V179H208ZM221 180H220V182H221ZM257 180V179H256ZM192 181V180H191ZM243 181H245V180H243ZM243 181H241V182H243ZM258 182H259V186H260V184H261V186L263 185L262 183L264 182V180H261V179H259L258 178V180H257ZM256 181V182H257ZM41 182V181H40ZM122 182V181H121ZM219 182V183H220ZM234 182V181H233ZM240 182V181H239ZM255 182V181H254ZM81 183V182H80ZM115 184H117V182L115 181ZM237 184V183H236ZM247 184V183H246ZM67 185H69V184H67ZM226 185V184H225ZM224 185V186H225ZM231 185H232V183H231ZM231 185H229V186H231ZM251 185V184H250ZM253 185V184H252ZM6 186V185H5ZM118 186V184L116 185V187ZM220 186V187H221ZM229 186H226V188L227 189H230V187ZM238 186H240V185H238ZM264 186V185H263ZM9 187H8V190H9ZM72 187V186H71ZM185 187V186H184ZM229 187V188H228ZM219 188V187H218ZM225 188V189H226ZM234 188H236V187H234ZM233 188V185H232V189L231 190H233V195H231L230 197V204L231 205H233V201H234V198H236V196H238V193H236L237 191L235 190ZM245 188V187H244ZM11 189V190H12ZM214 189V188H213ZM223 189V188H222ZM221 189V190H222ZM11 190H9L10 192H13V191H11ZM65 190V191H64ZM8 191V192H9ZM14 191V192H15ZM32 191L34 192V193H36V194H34V196L32 195L33 193H32ZM218 191V190H217ZM217 193V192H216ZM38 194V195H37ZM5 195H6V193L5 194H3V196L5 197ZM37 195V196H36ZM42 195V197H44ZM242 194H239V196H241ZM2 196V197H3ZM36 196V197H35ZM95 196V195H94ZM126 196V195H125ZM243 197H244V195H242ZM1 197V198H2ZM7 197V196H6ZM21 197V196H20ZM0 198V199H1ZM45 198V197H44ZM44 198H42V200L44 199ZM51 198V197H50ZM63 198V197H62ZM90 198V197H89ZM94 198V197H93ZM246 198V197H245ZM244 198V199H245ZM46 199V198H45ZM45 199H44V201H45ZM91 199V198H90ZM89 199V200H90ZM150 199V198H149ZM258 199V198H257ZM2 200H3V198H2ZM8 200V199H7ZM40 200H41V198H40ZM35 201V202H34ZM69 201V200H68ZM85 201V200H84ZM163 201V200H162ZM227 201H228V199H227ZM246 201V200H245ZM263 201V200H262ZM5 202H7L8 203V201H5V198H4V202L3 203H5ZM53 202V201H52ZM86 202H87V200H86ZM144 202V201H143ZM154 202V201H153ZM157 202V201H156ZM224 202H226V201H224ZM250 202V201H249ZM254 202V201H253ZM45 203H46V201L44 202V204L41 206V205H39L38 203L36 204L37 206L39 205V206H41L40 208L39 207H36V206H34L35 208H34V210H33V212H36V210H37V212H38V209L37 208H39V209H42V207H43V209H45L46 207H48L49 205H47V206H45L44 207V205H45ZM47 203H51L50 202V200L47 202ZM55 203V202H54ZM134 203V202H133ZM161 203V202H160ZM237 203V202H236ZM244 203V202H243ZM9 204V203H8ZM52 204V203H51ZM165 204V203H164ZM168 204V203H167ZM255 204H258V202L257 203H255ZM261 204V203H260ZM263 204V203H262ZM259 205V206H263V205ZM5 205V204H4ZM122 205V204H121ZM142 206H143V204H141ZM144 205H146V206H148L146 203H144ZM225 205H227V203L225 204ZM247 205V204H246ZM252 205V204H251ZM6 206V205H5ZM51 206V205H50ZM49 206V207H50ZM52 206L54 207L55 205L54 204H52ZM74 206V208H75V205H74V203H73V205H71L70 207L72 208ZM120 206V205H119ZM166 206H168V205H166ZM235 206V205H234ZM237 206V205H236ZM53 207H50L49 208V210L51 209V208H53ZM13 208H15V209H17V206H15V207H13ZM120 208V207H119ZM118 208V209H119ZM228 208V207H227ZM255 208V207H254ZM9 209V208H8ZM31 209V210H30ZM78 209V208H77ZM261 209V208H260ZM47 208H46V212H48L49 211ZM79 210V209H78ZM9 211V210H8ZM19 211V210H18ZM51 211V210H50ZM81 211V210H80ZM143 211V210H142ZM148 211V210H147ZM253 211H254V209H253ZM7 212V211H6ZM26 212V213H27ZM30 212H28L27 214H29ZM128 212V211H127ZM126 212V213H127ZM145 212V211H144ZM151 212V211H150ZM26 213H24L25 215H26ZM44 213H45V210H44ZM43 213V214H44ZM76 213H77V211H76ZM110 213V212H109ZM23 214V213H22ZM31 214V213H30ZM39 214V213H38ZM46 214V213H45ZM78 214V213H77ZM122 214V216H123V218L125 217H128L125 213H121ZM158 214V213H157ZM47 216H48V213L46 214ZM72 215H74V214H72ZM71 215V216H72ZM79 215L80 214H78V217H77V215L74 217V218H72V219H70L69 220V222L67 223V226L64 228V231H70V233L71 232H74V234L76 233V234H78L79 235V239L81 240V242L78 240V244H75V246L76 245H78L79 246V248L81 249H83L84 251V256L85 257H87V258H94V257H96V259L98 258V259H101V258H99L100 256H98L97 255V253L99 254V252H98V248L96 249L95 247H93L92 245H91V243H90V241L88 240L89 238H90V235L92 234V231L94 232L95 231V229L94 230H92V231H90L92 228H93V226L95 227V226H98V224L100 223V221L99 220H97V221H99L98 222V224H97V222L94 220V219H92L93 220V222H95V223H91L90 222V224H93V226H88L86 223H88V220H87V218L88 217H86L85 218V216H82V217H79ZM97 215V214H96ZM161 215V214H160ZM135 216H137V214L136 215H133V217L132 218H135ZM139 216V215H138ZM55 217V216H54ZM71 218V217H70ZM90 218V217H89ZM122 218V217H121ZM139 219V218H138ZM163 219V218H162ZM22 220V219H21ZM27 220V219H26ZM25 220V221H26ZM50 221V223L49 224H51L52 225V223H51V220H49ZM56 221V220H55ZM86 224L87 225V227H89V231H88V229L87 230H85V231H88L87 233H85V234H82V228H83V224ZM102 223V222H101ZM104 223V222H103ZM22 224V223H21ZM25 224V223H24ZM48 224V225H49ZM113 224H115V223H113ZM51 225H49V226H51ZM66 225V224H65ZM102 226V225H101ZM104 226V229L106 230L105 231V234L107 233V235L109 236V233L111 232V235L109 236V237H112L113 235V233H114V231L113 230H115L114 228H112L109 224H106V225H103ZM22 227V226H21ZM50 228V227H49ZM51 228L54 230L55 228H53V226H51ZM50 228V229H51ZM86 228V227H85ZM91 228V229H90ZM97 229V228H96ZM113 229V230H112ZM119 229L120 228H118L117 229V233L119 232H121L122 231V229H120L121 231H119ZM261 229H264V228H262L261 227ZM176 230V229H175ZM98 231V230H97ZM261 231V230H260ZM259 231V232H260ZM116 232H115V234H116ZM191 232V231H190ZM254 232V231H253ZM186 234V233H185ZM189 234V233H188ZM191 234V233H190ZM84 236V237H83ZM102 236V235H101ZM108 236H106V237H108ZM103 237V236H102ZM115 237V236H114ZM86 239H87V241H89V243L90 244H88V245H84V247L82 246L83 244H85V242H86ZM113 239V238H112ZM84 240V241H83ZM103 240H105V239H103ZM108 240H111V238L110 239H108ZM133 240V239H132ZM153 240L154 239H152V244L150 245V246H147V247H150L151 249H153L154 251H156L157 250V247H156V245H155V243H153ZM83 241V242H82ZM154 241H156V239L154 240ZM162 241V240H161ZM193 241V240H192ZM8 242V241H7ZM92 242H94V241H92ZM100 242V241H99ZM115 242V241H114ZM158 242V241H157ZM166 242V241H165ZM164 242V243H165ZM41 243V242H40ZM79 243H80V245H79ZM83 243V244H82ZM111 243V242H110ZM160 243V242H159ZM163 243V244H164ZM212 243H214V242H212ZM87 244V243H86ZM97 244V243H96ZM101 244V243H100ZM186 244V243H185ZM215 244V243H214ZM89 245H91V246H89ZM113 245H115V244H113ZM132 245H134V248H136V250L137 251H139L140 249H145V246H144V244L143 243H140V242H137V243H135V244H132ZM146 245H148V244H146ZM6 246V245H5ZM74 246V245H73ZM75 246H74V248H75ZM78 246H76V248L78 247ZM97 246V245H96ZM216 246V245H215ZM160 247V246H159ZM150 248H146L147 250H150L151 251V249ZM166 248V249H165ZM186 248V247H185ZM218 248V251L219 250H221L219 247H217ZM113 249H115L114 247H111V246H103V248H102V252L106 255V257H108V259L111 261V263L110 264H152V260L150 259L149 260V258L147 259V258H145V257H147V256H141V255H139V253L138 254H136V253H134V254H131L130 252L128 253V252H124V251H114ZM143 249H142V251L141 252H143ZM158 249H162V250H159L158 252L160 253V254H157V255H160V257H161V259L162 260H164V258H165V256L167 255V251H168V249H167V246L166 247H162V248H158ZM170 249V248H169ZM223 249V248H222ZM96 250H97V252H96ZM118 250V249H117ZM225 250V249H224ZM223 250V252H225ZM82 251V250H81ZM146 251V250H145ZM230 251V250H229ZM229 251H227V252H229ZM222 252V251H221ZM226 252V253H227ZM232 252V251H231ZM236 252V251H235ZM204 253V252H203ZM232 253H234V251L232 252ZM230 254V253H229ZM240 254V253H239ZM66 255V254H65ZM148 255V254H147ZM151 255H153L152 253H151ZM171 255V254H170ZM226 255V254H225ZM224 255V256H225ZM231 255V254H230ZM242 255V254H241ZM168 257H169V255H167ZM197 256V255H196ZM188 257V256H187ZM86 258V259H87ZM196 258V257H195ZM81 259V258H80ZM88 259V260H89ZM97 259V260H98ZM103 259H105V258H103ZM166 259V258H165ZM170 259V258H169ZM198 259V258H197ZM82 260V259H81ZM107 260V259H106ZM160 260V259H159ZM167 260V259H166ZM184 260V259H183ZM195 260V259H194ZM207 260V259H206ZM86 261V260H85ZM90 261H91V259H90ZM122 261V262H121ZM181 261V260H180ZM187 261V260H186ZM189 261V260H188ZM197 261H199V260H197ZM98 262V261H97ZM100 262V261H99ZM121 262V263H120ZM162 262V261H161ZM184 262H185V260H184ZM215 262V261H214ZM218 262V261H217ZM160 263V262H159ZM183 263V262H182ZM187 263V262H186ZM162 264V263H161ZM199 264V263H198ZM211 264V263H210ZM222 264V263H221Z\"/></svg>",
	"mask_w": 264,
	"mask_h": 264
}]
</instances>
